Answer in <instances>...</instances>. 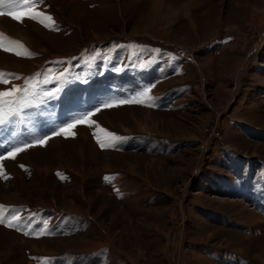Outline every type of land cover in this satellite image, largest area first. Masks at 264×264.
Wrapping results in <instances>:
<instances>
[{"label":"rangeland","instance_id":"obj_1","mask_svg":"<svg viewBox=\"0 0 264 264\" xmlns=\"http://www.w3.org/2000/svg\"><path fill=\"white\" fill-rule=\"evenodd\" d=\"M0 24V264H264V0Z\"/></svg>","mask_w":264,"mask_h":264},{"label":"crops","instance_id":"obj_2","mask_svg":"<svg viewBox=\"0 0 264 264\" xmlns=\"http://www.w3.org/2000/svg\"><path fill=\"white\" fill-rule=\"evenodd\" d=\"M153 6H154V2L152 3V10L154 12L156 10V8L153 9ZM155 23L157 25V22H153V19L152 18L148 22V24H151V25H154ZM150 26H149V28H150ZM149 28H147V29L149 30ZM153 29H155V28H153ZM157 32L160 33L161 36H163L164 38H166V36H167V29L165 27H163V26L158 27V31Z\"/></svg>","mask_w":264,"mask_h":264},{"label":"built area","instance_id":"obj_3","mask_svg":"<svg viewBox=\"0 0 264 264\" xmlns=\"http://www.w3.org/2000/svg\"><path fill=\"white\" fill-rule=\"evenodd\" d=\"M211 135L213 137H215V139L219 140V139H223V135L221 134V132H219L217 129L213 130Z\"/></svg>","mask_w":264,"mask_h":264},{"label":"bare ground","instance_id":"obj_4","mask_svg":"<svg viewBox=\"0 0 264 264\" xmlns=\"http://www.w3.org/2000/svg\"><path fill=\"white\" fill-rule=\"evenodd\" d=\"M0 27H1V24H0ZM147 125V124H146Z\"/></svg>","mask_w":264,"mask_h":264},{"label":"trees","instance_id":"obj_5","mask_svg":"<svg viewBox=\"0 0 264 264\" xmlns=\"http://www.w3.org/2000/svg\"><path fill=\"white\" fill-rule=\"evenodd\" d=\"M178 93H179V90H178Z\"/></svg>","mask_w":264,"mask_h":264}]
</instances>
